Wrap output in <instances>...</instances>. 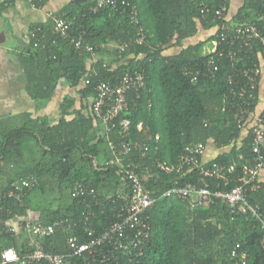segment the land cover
Listing matches in <instances>:
<instances>
[{"label": "trees", "instance_id": "obj_1", "mask_svg": "<svg viewBox=\"0 0 264 264\" xmlns=\"http://www.w3.org/2000/svg\"><path fill=\"white\" fill-rule=\"evenodd\" d=\"M126 1L136 7L138 27L144 32L145 41L128 48L121 60L114 53L103 67L105 59L97 60L101 45L115 46L135 34L138 27L131 23L128 12L104 9L93 13L97 0L78 3L72 0L70 6L57 11L72 20L77 32L70 30V34L86 33L83 39L94 46L97 57L80 54L67 40L56 39L50 33V21L45 26L35 25L45 30L44 43L35 49L33 42H28L27 49L17 54L26 76V92L33 101L45 105L52 102L60 85L72 89L75 96L65 95L56 103L59 113L53 124L46 118L27 115L20 126L0 132V209H4L0 211V261L5 250L24 253L32 249L30 245L20 250L16 235L5 232L6 223L13 216H26L33 211L47 225L61 218L80 221L75 233L82 225L91 223L99 231L110 223L115 204L105 200L92 205L90 211L94 217L85 222L87 204L75 197L73 187L76 183L89 185L102 201L115 199L123 188L122 183L127 191L121 180L123 174H118L120 167L102 165L113 159L108 141L125 140L137 146V150L123 160V168L139 174L155 198L149 211L150 235L141 263L242 264L238 255H232L233 248L238 246L247 254L244 264H264V168L258 183L255 182L258 188L250 191L246 187L244 194L246 204L255 208V214L248 212L231 219L228 208L218 201L207 208L192 207L181 197H164L163 193L188 184L212 192H227L234 186L233 182L225 187L222 181L201 178L196 172L179 177L158 167L176 165L183 149L198 143L226 149L208 162L209 166L234 165L238 174L244 166L252 165L251 132L237 127L229 92V82L237 81L238 70L250 63L249 58L244 63L229 61L227 54L232 46L221 42L212 55L218 67L215 73L199 76L193 83L190 72L212 57L201 54L203 46L220 39L216 29L223 18L218 20L215 16L219 4L226 3L225 21L230 18L237 23L263 27L264 21H258L262 0H238L233 12V0ZM205 7L208 14L201 12ZM208 30L210 34L205 40L190 41ZM257 43L253 42L255 52L250 56L253 62L259 57ZM168 48L172 49L170 54ZM88 60H95L89 69ZM134 72L143 73L145 86L135 104L130 102L128 113L120 116L131 123L128 135L118 133L117 126L107 133L92 112L95 89L100 82L117 83L125 74ZM256 112L264 118V108ZM139 123L141 130L136 128ZM23 155L26 158L20 161ZM9 165L19 166L18 171L6 174L4 170ZM32 174L39 183L21 201L1 198L15 181ZM66 237V232L56 230L42 240L44 251L68 253Z\"/></svg>", "mask_w": 264, "mask_h": 264}, {"label": "built area", "instance_id": "obj_2", "mask_svg": "<svg viewBox=\"0 0 264 264\" xmlns=\"http://www.w3.org/2000/svg\"><path fill=\"white\" fill-rule=\"evenodd\" d=\"M23 1L33 7H41L50 0H5V2ZM227 0H225L226 2ZM262 11L259 10L258 21H264V0L261 1ZM112 9L122 14L128 12L131 23L138 27L137 11L135 6L126 0H97L93 7V13L99 10ZM202 13H209L205 7ZM227 13L226 3H220L216 10V18L222 19L217 26L220 39L211 42L208 55L212 56L217 52L219 43L226 42L232 46V51L228 52V58L231 62H243L246 57L249 58V64L238 70L236 82L230 81V95L234 102V119L238 128L248 129L251 132L252 144L251 152L253 154L252 165L244 166L242 170L235 174V166H209L203 161L205 146L201 143L188 145L183 149L180 161L173 166L159 164L158 167L167 173H175L179 177L185 176L190 172H196L201 178L214 179L222 181L225 187L231 182L234 186L227 192L210 191L208 188H197L194 185L183 187H172L163 193L164 197L178 196L188 201L192 207H210L215 202H220L228 208L231 219L239 214L251 212L255 214V208L246 204L244 194L249 187L250 191L258 188L256 183L259 181L261 171L264 168V118L257 113V104L259 101L260 87L264 82V26L259 27L256 24L237 23L233 19L225 21ZM47 19L51 22L50 33L56 39L67 40L80 54L88 53L93 58L98 56L93 45L84 41L86 35L84 31L78 34H70V30L76 31L66 14L59 12H49ZM75 28V29H74ZM46 38V32L41 26L32 28L27 36L28 42H33L36 49L42 45ZM56 39L52 42L56 43ZM145 41V34L138 27L135 34L125 41H120L115 45L114 53L118 60H121L122 54L131 46L142 45ZM253 42H258V61L253 62L250 56L255 52ZM107 45H101L105 48ZM197 65L192 76L191 82H197L199 76L213 74L218 70L215 65L214 56L208 62ZM108 63H103L106 67ZM145 86V79L142 72L125 74L117 83L100 82L95 89V96L92 99V112L103 124L107 133L111 129L118 127V133L128 135L130 121L120 116L128 113L130 102H135L140 98L141 91ZM132 98V100H131ZM131 100V101H130ZM119 118V120H118ZM137 130L142 129V124L136 126ZM108 149L113 155V159L102 163L103 166H119L118 174L122 173L121 180L124 184L115 199L105 198L103 201L99 198V193L89 185L76 183L73 187L75 197L82 198L86 203V213L84 221L94 217L91 212L92 205H100L105 200L111 201L113 206L112 218L103 229L99 231L91 226L82 225V228L75 233L80 221L61 218L52 224H43L40 220H24L15 228L5 225V232L13 236L17 233L25 234L30 238L32 249L30 252H21L14 249L3 251L0 264H144L141 258L144 254V248L150 235L149 211L155 204V198L150 194L144 184L141 182L139 174L132 169H124L122 162L129 158L137 150V146L128 141L119 142L108 141ZM207 165V166H206ZM233 178V180H231ZM256 182V183H255ZM39 183L37 176L28 175L17 180L11 185L2 199L14 198L21 201L27 196L30 190ZM119 204H117V202ZM0 211H4L3 208ZM16 216H13L14 219ZM85 221V222H86ZM264 229V225L262 226ZM56 230H62L67 233L66 244L69 252L66 254H53L45 252L42 246V240L52 236ZM83 238L88 240L83 241ZM264 245V241H263ZM233 256H239L244 264L247 258L246 252L238 246L232 250ZM130 264V263H129Z\"/></svg>", "mask_w": 264, "mask_h": 264}, {"label": "crops", "instance_id": "obj_3", "mask_svg": "<svg viewBox=\"0 0 264 264\" xmlns=\"http://www.w3.org/2000/svg\"><path fill=\"white\" fill-rule=\"evenodd\" d=\"M71 3L72 0H50L41 7L36 8L23 1L8 3L5 2V0H0V31L4 34V38H0V132L7 131L11 127L20 126L25 122L24 120L27 119V115L31 116V118H46L51 121V124L55 123L59 113L56 103H58L63 96L74 94L73 90L71 93H65L66 89H62L64 87L60 85L52 102L45 105V103L33 101L26 92V76L17 56L19 52L27 49V36L30 27H37L35 25H47L49 22L47 14L49 12L60 11L64 6H70ZM235 4H239L238 0L232 1V12L236 8ZM190 41L192 43L197 42L195 38ZM113 47L114 46L109 44L103 48L97 60L105 59L103 62H110L114 55ZM94 61H86V68H91ZM260 88L259 101L257 103V110L259 112L264 108V82H262ZM73 96L75 95H72V97ZM76 102L78 103L79 99H77ZM74 108L77 109L79 107L75 106ZM225 152V148L219 149L214 145L207 144L203 160L208 163L217 155ZM25 158L26 156L23 155L20 161H23ZM99 161H101V157ZM11 167L16 168L14 165L7 166L4 170L6 174L10 171ZM262 180H264V173H262ZM28 219L37 220L39 219V214L29 211L26 216H16L14 219L7 222V224L8 226L16 228L20 222ZM15 238L20 250L25 247L27 249V246L31 247L30 240L23 234L17 233Z\"/></svg>", "mask_w": 264, "mask_h": 264}, {"label": "rangeland", "instance_id": "obj_4", "mask_svg": "<svg viewBox=\"0 0 264 264\" xmlns=\"http://www.w3.org/2000/svg\"><path fill=\"white\" fill-rule=\"evenodd\" d=\"M235 3H236V2H235ZM234 6H235V5H234ZM199 33H200V32H199ZM209 34H210V31L208 30V31H206V32H202V33H200L198 36H196V37H194V38H195L196 41L205 40V38H208ZM210 48H211L210 43H209V42L206 43L205 46H203V48H202V50H201V54H202V55H206V54H208ZM168 50H169V52H167V53L170 54V52H172V49H171V48H168L167 51H168ZM62 89H66V90H65V93H67V92L71 93V92H72V89H70V91H69V88H68L67 86H65V87L62 88ZM67 89H68V91H67ZM61 91H63V90H61ZM18 168H19V166H18L17 168L11 167L10 171H11V172H17V171H18ZM14 174H15V173H14ZM14 174H13V175H14ZM15 182H16V181H15ZM54 197L57 199V198H58L57 194H54ZM57 202H58V201H57ZM57 202H56V203H57Z\"/></svg>", "mask_w": 264, "mask_h": 264}, {"label": "water", "instance_id": "obj_5", "mask_svg": "<svg viewBox=\"0 0 264 264\" xmlns=\"http://www.w3.org/2000/svg\"><path fill=\"white\" fill-rule=\"evenodd\" d=\"M84 0H73L74 3L83 2ZM0 38H4V34L2 31H0Z\"/></svg>", "mask_w": 264, "mask_h": 264}, {"label": "clouds", "instance_id": "obj_6", "mask_svg": "<svg viewBox=\"0 0 264 264\" xmlns=\"http://www.w3.org/2000/svg\"><path fill=\"white\" fill-rule=\"evenodd\" d=\"M211 44V42H209ZM205 46V45H204ZM204 161V160H203Z\"/></svg>", "mask_w": 264, "mask_h": 264}]
</instances>
